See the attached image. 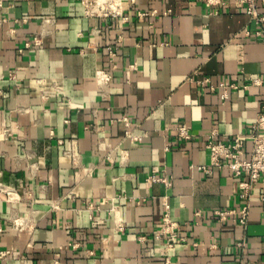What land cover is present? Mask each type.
Masks as SVG:
<instances>
[{
	"label": "crops",
	"instance_id": "crops-1",
	"mask_svg": "<svg viewBox=\"0 0 264 264\" xmlns=\"http://www.w3.org/2000/svg\"><path fill=\"white\" fill-rule=\"evenodd\" d=\"M221 2L123 0L122 19L0 0V185L18 195L0 200V264H264V175L242 197L243 177L200 168L209 132L248 133L264 109V42ZM245 205L244 227L214 213Z\"/></svg>",
	"mask_w": 264,
	"mask_h": 264
},
{
	"label": "built area",
	"instance_id": "built-area-1",
	"mask_svg": "<svg viewBox=\"0 0 264 264\" xmlns=\"http://www.w3.org/2000/svg\"><path fill=\"white\" fill-rule=\"evenodd\" d=\"M83 7L84 13L87 16L95 17H121L123 16V0H79ZM209 4L222 3L221 0H207ZM245 4V10L247 15H249L256 24L254 34L259 37L264 42V16L258 13L256 2L257 0H241ZM41 44L38 37H34V45ZM28 45V44H27ZM108 52L110 55V61L113 57V50L108 47ZM101 71L97 72V76H101ZM104 78L107 80L108 75L104 74ZM208 78L199 80V83H205ZM253 82L255 84L261 83L259 78H254ZM218 87L223 91L221 93V98L227 96L228 88H237V84L231 83L229 85L223 82L218 83ZM10 135V131L7 129L4 132ZM217 132L212 130L207 134L206 148L210 152L211 163L209 166H200V168L206 172H211V166H221L225 165L230 170L231 177L233 178H244L240 180L239 186L242 189L241 196H248V192L251 189L252 184L264 175V109L261 110L254 122L250 126V131L248 133H234L228 136L226 141L216 138ZM176 136L183 139L190 138L191 134L189 129L185 124L178 125L176 127ZM251 143V149L248 158L245 157V145L246 142ZM151 179L158 181L159 178L151 176ZM168 184V182H166ZM18 197L15 189L0 185V200L7 202H12ZM168 209V206H166ZM199 212H197L198 214ZM217 220L225 221L230 218H234L239 225L245 226L247 223V217L249 214L248 206L245 205L240 208V210L234 209H222L214 211ZM16 223V222H15ZM20 225L19 223H16ZM176 228V223L171 221L168 212L164 215L162 228L155 234L154 238L157 241H161L163 237V246L166 250H173L175 244L178 241V237L175 234L174 229ZM2 230V225L0 223V231ZM10 253V250H0V259L6 258ZM169 259L166 258V263Z\"/></svg>",
	"mask_w": 264,
	"mask_h": 264
}]
</instances>
